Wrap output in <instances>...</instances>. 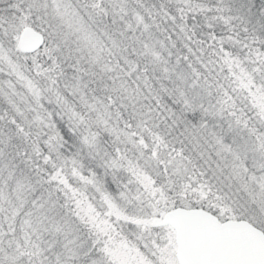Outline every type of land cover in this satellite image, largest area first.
Instances as JSON below:
<instances>
[{"label": "snow or ice", "instance_id": "6c2138e0", "mask_svg": "<svg viewBox=\"0 0 264 264\" xmlns=\"http://www.w3.org/2000/svg\"><path fill=\"white\" fill-rule=\"evenodd\" d=\"M0 264H264V0H0Z\"/></svg>", "mask_w": 264, "mask_h": 264}]
</instances>
